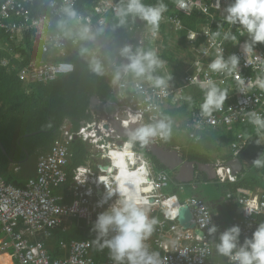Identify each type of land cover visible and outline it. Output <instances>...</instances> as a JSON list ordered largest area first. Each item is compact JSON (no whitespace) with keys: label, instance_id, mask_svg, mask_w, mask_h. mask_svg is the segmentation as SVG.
<instances>
[{"label":"built area","instance_id":"1","mask_svg":"<svg viewBox=\"0 0 264 264\" xmlns=\"http://www.w3.org/2000/svg\"><path fill=\"white\" fill-rule=\"evenodd\" d=\"M85 1L0 0V32L8 34L9 38L17 43L27 39L30 45L54 53L55 58L58 59L50 61L37 56L30 58L18 70L17 76L20 80L24 83L48 81L73 70L71 62L59 59L68 49L67 38L62 31L74 33L76 38H80L79 32L86 27L89 30L88 38L95 45L112 38L114 28L108 20L111 17L118 18L115 14L116 9L124 4L123 1L87 0L89 7L86 6ZM230 3L231 0H219L218 8L217 0H185L187 7L184 9H181L177 3V9L185 13L190 9H198L210 16L209 10H213V23L209 21L201 26L195 32L197 36L194 40L187 38V46L194 54L193 60L188 50L181 52L182 64L184 68H188L187 71L183 70L178 83L167 82L166 89L156 88L153 84L135 79L131 84L132 94L124 99L120 98L119 102H114L117 110L129 115L132 122V117L137 113L142 114V122H154L160 118L164 108L182 100L186 88L195 86L200 89L198 83H193V80L203 82L212 79L221 88L228 90V98L223 109L214 112L211 117L201 114L200 104H197L195 109H191L186 119L190 130L189 136L198 140L201 136L198 132H217L223 127L230 129L236 125H250L256 130L249 122L248 113L255 111L264 117V90L255 86L257 79H264V48H254L255 51L251 54L246 51L244 44L249 39L247 34L241 35V39H238L236 33L238 30L237 34L241 33L240 26H232L224 21L223 10ZM78 5L83 8L77 12L79 19H69L63 9L71 6L75 10ZM171 14L174 13L165 15V21H170L179 28L180 21ZM55 20L61 21L57 30H54ZM217 31L221 32V37L216 38L214 45L212 33ZM225 31H231L236 35L237 40L223 41L222 36ZM140 33L138 42L141 46L147 38L155 41L158 37V33L154 35L144 30H140ZM74 42H76L75 38ZM196 42L198 44L194 45ZM217 46L223 47L225 58L231 54L239 57L238 72L242 83L236 79L235 74L227 76L209 69V63L215 59ZM1 48L4 47L0 43ZM9 53V59H1V64L4 66L8 64L13 66L17 61L24 59V55L20 52L9 50ZM189 68L192 70L189 71ZM122 72L124 73L123 70ZM126 86V81L119 80L114 84L115 90L124 91ZM201 99L203 100V97ZM90 113L93 119L97 117L95 113L91 111ZM93 119L82 122L77 131H74L70 125L63 124L60 127V134L50 148L38 156L35 162V175L27 178L23 185L7 182L0 175V251L10 257L11 264H114L109 251L103 253L97 260L94 256L93 244L87 238L60 240L58 245L63 254L59 257H51L43 241V238L50 236L55 228L66 230L72 217L84 220L87 225L94 224L98 214L105 211L116 199L113 196L101 203L106 197L105 185L88 166L72 169L74 197L71 202H62L61 196L55 191L67 181V166L71 160L69 145L74 138L81 137L88 142L96 151L93 155L100 157L103 156V152L117 146L116 139L119 137L112 136L111 129L107 130L103 127L104 121L97 122ZM123 122L126 124L125 121ZM251 140H254L252 134L243 131L236 133L227 152L230 158H218L211 164L215 171L216 182L234 183L240 179L228 162L238 159ZM156 142L164 144L159 137L156 138ZM261 144L264 158V143ZM168 147L177 150L182 157H187L186 152L178 145L171 144ZM135 152L138 159L136 165L132 167H138L141 162L147 161L151 172L149 179L154 185L150 194L144 193L150 195L152 204L150 215L159 221L153 235L146 242L149 250L159 253L162 264H215L213 260L215 233L209 235L207 226L202 228L200 225L205 212L210 216L211 223L215 224L209 205L199 196L180 198L176 193L165 194L164 189L168 187L170 179L167 173L164 170H157L149 156ZM108 163H111L110 160ZM107 167L97 165L96 170L102 171ZM262 169L264 167H260V170ZM106 175V172L100 174V176ZM259 175L264 181V172H260ZM173 195L177 198L176 204L180 207L187 205L190 208V223H193L194 227H183L177 221L178 215L175 220L164 215L163 201ZM226 197L236 204L235 213L228 227L239 225L240 240L243 241L244 237L251 236L259 223L264 222V190L253 192L239 188L228 193ZM253 202L259 211L254 210L250 215L246 210ZM196 231H200L201 234ZM225 264H229L227 258Z\"/></svg>","mask_w":264,"mask_h":264},{"label":"trees","instance_id":"2","mask_svg":"<svg viewBox=\"0 0 264 264\" xmlns=\"http://www.w3.org/2000/svg\"><path fill=\"white\" fill-rule=\"evenodd\" d=\"M47 0H43L45 2ZM123 3L126 0H122ZM178 0H163V3L168 5V9L173 7ZM145 4H157L159 0H143ZM86 6L89 7V1H85ZM91 7V6H90ZM43 9V8H42ZM83 10L78 5L75 8L76 12ZM213 10L210 9L209 13ZM177 19L184 25V28L179 30L181 36V43L184 44L187 40V30H196L197 26L203 25L209 19V15L202 13L200 10H195L190 13L177 11ZM138 18H126L124 24H120L119 18L111 17L108 23L114 28L113 38L104 43L103 48H98L89 38H76L74 33L62 31L67 38L68 49L64 56L59 59L69 61L73 64L71 72L61 74L53 80L41 82L24 83L17 76L18 70L32 57H40L45 60L56 61L54 53H49L41 50L37 46L29 44V40L25 39L23 42H16L11 40L8 34L0 32V43L4 48L0 49V141L3 144L7 155L0 150V174L6 178L7 182L14 185H23L22 183H15L14 174L9 165L11 162H21L25 158V151L31 157H37L40 153L46 152L56 137L60 134V127L63 124H68L74 131L80 127L82 122L90 121L93 115L89 111L90 100L96 96L102 102H119V99L129 97L131 93V84L135 80L132 73L129 76L120 77V81H126L127 86L122 90H115L113 77L117 71H120L124 65L127 57L121 55V48L126 43V38L133 39L135 31H128L126 28L130 26L137 27L136 20ZM54 30L59 29L60 20H55ZM69 28V27H67ZM70 29V28H69ZM160 29L164 32L165 24L160 25ZM241 29V26H240ZM242 31V29H241ZM239 33V30L237 31ZM237 37L241 35L237 34ZM167 35H164V38ZM74 38L75 41L74 42ZM168 37H166L167 39ZM200 40V39H199ZM196 42L194 45H197ZM107 46V48H105ZM254 48H264V44L257 43ZM81 49H87L82 52ZM190 52V57L194 58L193 51L187 48ZM9 50L13 52H20L24 55V59L17 61L15 65H2V58H10ZM136 50H134L135 52ZM163 60L170 61L172 57L167 51L160 54ZM99 60L104 68V74L98 75L91 70L90 62ZM156 71L163 72L161 69ZM121 76V75H120ZM157 76H163L157 74ZM185 96H191L192 102L189 103L184 99ZM203 91L192 86L184 90V96L181 101L164 108L159 119H167L171 125V135L164 143L169 146L176 143L178 132L182 130L177 124V120L190 114L191 109H195L197 104L202 101ZM158 119V120H159ZM186 120V119H185ZM156 121V120H155ZM154 121V122H155ZM250 125H236L230 128L232 132L234 129H241L243 132L255 131ZM184 127L185 143L187 144V159L192 161L211 162L213 158L210 157L209 152L213 151L218 139L230 143L235 139L231 132L221 131H203L198 132L200 139L195 140L189 136L190 130ZM187 129V130H186ZM232 129V130H231ZM33 135L23 136L26 133L35 132ZM256 136V134L254 133ZM23 136V137H22ZM145 156H149L157 170H164L169 176L168 185L177 180L170 175L169 169L159 163L148 150L140 147L137 144L134 148ZM69 151L72 153V162L67 167L68 180L72 179V169L78 165L85 163L89 155L88 144L81 137L74 138L70 145ZM216 151H219L216 150ZM223 159H229L230 154H222ZM264 172V169L260 170ZM259 172V173H260ZM257 174V173H256ZM179 183V182H178ZM252 183L257 186H262L264 189V181L261 175H253L250 179H239L234 183H229L230 191H236L239 188H253ZM231 184V186H230ZM168 188V187H167ZM251 188V189H252ZM175 187L170 193H175ZM94 224H85L80 221L78 224H72L66 233L61 230H55L54 240L65 239H89L92 242L94 256L99 260L103 253L109 251L107 247H101L102 240L97 238V233L93 230ZM242 242V241H241ZM7 255V254H6ZM8 256V255H7Z\"/></svg>","mask_w":264,"mask_h":264},{"label":"clouds","instance_id":"3","mask_svg":"<svg viewBox=\"0 0 264 264\" xmlns=\"http://www.w3.org/2000/svg\"><path fill=\"white\" fill-rule=\"evenodd\" d=\"M178 4L181 9L187 7L185 0H178ZM217 7H220L219 0H217ZM63 11L69 19H79L78 13L71 6L65 7ZM167 11L168 5L163 3V0H159L154 5L145 4L143 0H126L116 9L115 14L120 24H124L128 17L141 19L155 35L164 18L163 14ZM223 11L224 21L227 24L239 25L242 29L240 35L247 34L249 39L245 41L244 46L249 54L255 51L254 47L257 43L264 44V0H231ZM88 34L89 30L86 27L79 32L81 39H87ZM196 36L197 33L190 32L188 39L194 40ZM217 37H221V32L212 33L214 45ZM222 40L235 42L237 37L231 31H225ZM81 51L86 52L87 49H81ZM121 55L127 57L129 61L124 65L125 73L130 72L135 77H145L154 87L166 89L167 80L163 76H153L156 69H162L166 64L156 49H137L133 52L130 46H125ZM238 65L239 57L236 54L225 58L223 47L217 46L215 59L209 63L208 67L214 73H223L227 76L235 74L236 79L242 83ZM90 67L94 73L104 74V68L99 60L93 59ZM168 79H171L170 74ZM119 80L120 72L117 71L112 82L115 84ZM192 82L198 83L203 91V100L200 103L203 116L211 117L214 112L223 109L228 98L226 88H221L212 79ZM255 86L264 90V79H257ZM184 99L189 103L192 102L191 96H185ZM248 116L249 122L257 131L264 130V117L255 111L249 112ZM132 120L141 121V123L126 132L127 139L122 144L104 153V157L111 163L105 166H108L107 168L102 169L107 175L98 178L106 188V197L101 203L113 196L116 199L105 211L98 214L93 230L97 233V238L103 241L101 247L109 249L110 258L114 264H162L159 253L150 251L146 243L159 223L156 217L150 215L152 209L150 195L144 194H150L154 187L149 179L150 167L147 161L141 162L138 167L132 166L136 165L138 159L134 151L135 146L139 144L142 148L146 147L152 139L157 137L167 141L171 135V125L166 118L144 123L140 113L133 116ZM253 164L257 168L264 167V159L256 158ZM176 200V196L173 195L165 199L162 205L164 215L172 220L176 219L180 207L176 204ZM254 210L259 211L253 202L246 211L251 215ZM200 225L202 228L207 226L209 235L217 232V226L211 223L207 212L201 219ZM240 237L239 225L228 227L219 234L218 241L214 242L216 253L226 257L229 264H264V222L259 223L251 236L244 237L242 242Z\"/></svg>","mask_w":264,"mask_h":264},{"label":"crops","instance_id":"4","mask_svg":"<svg viewBox=\"0 0 264 264\" xmlns=\"http://www.w3.org/2000/svg\"><path fill=\"white\" fill-rule=\"evenodd\" d=\"M177 3H178V1L175 3V5L173 7L169 8L168 11L163 14L164 18L162 19L160 25L165 24V29H164V32H162L160 27H159L158 37L156 38L155 41H153L152 38H147L145 41L143 40L144 43H143L142 46L138 42L139 34H141L140 30L141 31L144 30L146 33L148 31L152 33L151 29L146 25V23L138 18L136 20L137 27L130 26V27L126 28L128 31H131V30L135 31L133 39L131 37H127L126 38V43L124 44V46L120 50V52H121L122 49L125 46H130L132 48L133 52H134V50H137V49H142V50L156 49L158 51L159 55H160V54H162L163 51H165V52L167 51L168 53H170V55L172 57V60H170V61L165 60L166 61L165 67L162 68V69L158 68V69H161L163 72L155 71L153 73V76H157V74L160 73L167 80V82H172L173 81L174 83H178V81H180V79H179L180 74H182L183 70L187 71V69H188L187 67L184 68V64H182V57H181V52L185 51V50H188L187 49L188 48L187 40H185V43L182 44L180 42L181 41V36L178 33L180 29L184 28V25L182 23H180V27L176 28L172 22L165 21V15L166 14H168V13L176 14L177 11H181V10L177 9ZM194 10L196 12L197 9H190L187 13L193 12ZM212 14L213 13L211 12V14L209 16V19H207V21L204 22L203 25H206L209 21H211V22L213 21L214 18H213ZM203 25L201 24V25L197 26L196 30L188 29L186 37L188 38V35H189L190 32L198 31L200 29V27L203 26ZM164 35H167L166 37H168V38L167 39H166V37L164 38ZM112 38H113V36H112ZM238 39H241V37H238ZM104 43H100V45H98V43H97L96 46L98 48H103L104 47ZM190 58H191V60H193V57H190ZM128 62H129L128 59H126L124 61V65H126ZM124 65L121 68V70L119 71L120 75H121L120 76L121 78L124 77V76H129V73H130V72L129 73H125V72L123 73L122 72V70L124 68ZM191 70L192 69L189 68V71H191ZM169 74L171 76V79H168ZM133 78L137 79V80H140V81H144V80H142V78H144L145 81H147L148 83L152 84V82H150L145 77H133ZM187 116L177 120V124H179V128H181L182 130L178 131L181 135L178 136L176 143H173L175 145H178L182 150H184L186 152V154H187V151H186L187 144L185 143V138H183L184 137V133L183 132H185L184 131L185 129H184L183 126H185L187 128L188 120H185V119H187ZM240 126H244V125H240ZM221 130H223L225 132V134L228 131L231 132L230 129H227L225 127L221 128L219 131H221ZM237 132H242V130L240 128L239 129H234L231 133L235 137ZM254 133L256 134V136L254 135ZM249 134H252L255 140H258L259 142L264 143V131L257 132L255 130V131H253L252 133H249ZM218 140L220 142L219 143L216 142L214 150L209 152V155H210L211 158H213V160L211 162H203V163L212 164L216 159L222 158L221 157L222 154H225V153H227L230 150V148H229L230 143L225 144V142H223L222 140H220V139H218ZM123 141L124 140L120 139V138L116 139L117 146L122 144ZM87 144L90 147V148L88 147L89 155L87 156V158L85 160V163L82 164V165H78V166L79 167L80 166H88L94 171L95 175L100 177V174H104V172L97 171L96 169H97V165H101V166L104 167V166H106L108 164L109 160L104 157V153L106 151L103 152V153L101 152L103 154L102 157H100L98 155H93V154H96V151L92 148V146L88 142H87ZM218 149H219V151H216ZM42 153H44V152H42ZM38 156L36 158L35 157H31V156H29V153H28V156L26 157V155H25V158H24L23 161H21V162L17 161V162H11L10 163L9 167H10L11 171L14 174L15 183H22V182L25 183L27 178L32 177V176L35 175V162H36ZM260 158L264 159L262 155L260 156ZM71 162H72V153H71V160H70L68 166L70 165ZM198 162H201V161H198ZM228 164H229V162H228ZM253 166H255V165L254 164L249 165V164L243 162L242 170L236 171L238 173L239 178L240 179H246V177H247V179H250L254 175L253 172H254L255 168ZM246 167H247V170L245 172V168ZM256 171H257L256 173L259 174L260 167L259 168L256 167ZM198 172L200 173V171L196 172L194 181L191 182V183H187L185 185H190L191 187L196 189L198 184H199V177H200ZM202 174H204V173L202 172ZM172 175L174 177L175 173L172 174ZM198 175H199V177H198ZM3 178L6 180L5 177H3ZM207 179H208V177H207ZM211 181H215V180L213 179ZM178 184H180V183L177 182L176 185H178ZM223 184L229 185V183H223ZM230 186H231V184H230ZM252 186H253V188L251 187L252 189L251 188H245V187L244 188L248 189L249 191H253V192L264 190L262 186H257L254 183H252ZM55 191L61 196L62 202H64V203L71 202L73 197H74L73 196V181L67 179V181L64 182ZM230 192H232V191H228L226 193V195L228 193H230ZM190 196H199V197H201L200 195H198L196 193L191 194ZM201 198L204 199V197H201ZM206 203L209 205V207H210V209H211V211H212V213L214 215L215 225L217 226V232L215 233V236H214L213 240H214V242H217L219 234L228 228V223H229L231 217L235 213L236 204L234 202H230L229 203L231 205V208H230L229 215H228L229 221H228V223H226L223 215L220 212L218 213V211L221 210L220 202H217L216 205L211 203V202H206ZM80 221H84V220H80V219H78L76 217H72V218H70V223H69V226H68V228L66 230H62L60 228H55V229L52 230V234L50 236H48L46 238H43V241H44V243H45V245L47 247V250H48L49 254L51 255V257H59V256H62V254H63V251L60 250L58 243H59L60 240H65V239H59V240L56 239L55 241H53L54 240V236H55V230H61L62 233H66L70 229V226L72 224H78V223H80ZM213 260L215 261V264H225L226 257H222L219 254H217L216 251H215V247H214Z\"/></svg>","mask_w":264,"mask_h":264},{"label":"water","instance_id":"5","mask_svg":"<svg viewBox=\"0 0 264 264\" xmlns=\"http://www.w3.org/2000/svg\"><path fill=\"white\" fill-rule=\"evenodd\" d=\"M107 48V46H105ZM89 111L95 113L98 118L104 121L103 127L107 130L111 129V134L114 137L120 139H127L126 132L138 126L141 121H131L129 115L117 110L116 104L111 101L102 102L96 96H93L90 100ZM123 121H127V125ZM30 132L23 136L33 135L37 133ZM22 136V137H23ZM145 150L150 152L159 163L165 166L167 169L174 171L175 179L180 184L191 183L195 179L197 171L203 172L209 180H213L215 177V171L213 165L198 161L188 160L186 157H182L177 150L170 149L166 144L156 142V138L152 139L150 143L144 147ZM0 150L3 154L7 155V152L0 141ZM26 157L28 152L24 149ZM263 152V145L258 140H251L246 148L240 153V156L236 160H230L229 165L235 171H240L243 168V162L252 165L256 158H260ZM177 221L183 227H194L191 221L190 208L185 205L179 208ZM201 234L200 231H196ZM0 264H8L6 258L0 251Z\"/></svg>","mask_w":264,"mask_h":264},{"label":"rangeland","instance_id":"6","mask_svg":"<svg viewBox=\"0 0 264 264\" xmlns=\"http://www.w3.org/2000/svg\"><path fill=\"white\" fill-rule=\"evenodd\" d=\"M98 45H100V43ZM142 80L145 81L144 78H142ZM93 120H96L97 122L103 121L101 118H98V117H95ZM252 132L253 131L246 132V133H252ZM253 167L255 168V170L253 169L254 170L253 173L254 175H257L258 173L256 174L257 172L256 166H253ZM246 170H247V167L245 168V172ZM169 173L171 176H173L172 174H174V171L169 170ZM173 187L176 188L175 190L176 195L180 198L189 197L191 194L196 193L200 195L201 197H204V200L206 202H211L215 205L217 204V202H220L221 210H219L218 213L220 212L223 215L226 223H228L229 221L228 215H229V211L231 208V205L229 203L231 201L226 197V193L230 191L229 186L227 184L217 183L216 181L208 180L206 175L200 173L199 184L196 189H194L190 185H185V184L176 185L173 182H171L168 185V188L164 189L165 194L167 195L170 194Z\"/></svg>","mask_w":264,"mask_h":264},{"label":"bare ground","instance_id":"7","mask_svg":"<svg viewBox=\"0 0 264 264\" xmlns=\"http://www.w3.org/2000/svg\"><path fill=\"white\" fill-rule=\"evenodd\" d=\"M3 256L6 258L8 264H11L10 257L3 253Z\"/></svg>","mask_w":264,"mask_h":264},{"label":"flooded vegetation","instance_id":"8","mask_svg":"<svg viewBox=\"0 0 264 264\" xmlns=\"http://www.w3.org/2000/svg\"><path fill=\"white\" fill-rule=\"evenodd\" d=\"M198 173H199V172H198ZM198 173H197V174H198ZM199 175H200V173H199ZM199 175H198V177H199Z\"/></svg>","mask_w":264,"mask_h":264}]
</instances>
